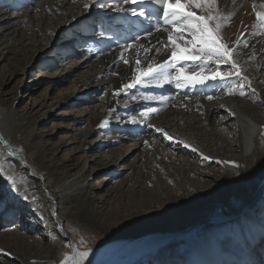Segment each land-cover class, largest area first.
Listing matches in <instances>:
<instances>
[{"label":"bare ground","instance_id":"obj_1","mask_svg":"<svg viewBox=\"0 0 264 264\" xmlns=\"http://www.w3.org/2000/svg\"><path fill=\"white\" fill-rule=\"evenodd\" d=\"M86 2L0 0V62H5L6 66L0 78V135L8 140L11 152L20 149L11 156L4 145H0V167L3 169L0 194L14 201V207L20 206L21 214L29 209L37 213L34 218L26 215L25 220L18 221L6 238L8 242L0 243V249L11 253L0 256V264H61L66 254L72 256L76 251L89 249L84 264H137L147 254H151L147 264H217L219 260L225 264H258L254 250L257 251L261 244L259 238L264 237V220L257 221L253 215L264 212V206L259 204L264 199V28L258 26L253 4L260 11L264 0H235V3L217 0L222 15L233 13L225 22L221 35L224 43L236 49L233 59L239 64L242 75L251 81L250 87L245 82V96L238 92L228 94L225 81L219 77L181 89L165 84L163 87L137 85L120 91L148 64L163 63L170 56L171 45L165 49L168 44L165 25L160 26V31L152 26L154 20L162 19V13L136 17L130 12L100 8L98 4L85 9ZM19 6L26 10H21V14L11 12ZM148 7L154 12L159 8L151 4ZM94 11H100V16L92 23L89 18ZM193 11L201 14L198 9ZM167 27L171 31V26ZM71 29L82 36L79 43L84 42L87 56L77 61L69 53V66H65L61 58L56 57L58 54L46 49L55 36ZM149 29L152 35L147 34ZM101 31L105 32L103 36ZM245 40L247 47H244ZM127 44L134 46L125 51L121 46ZM145 49L150 50L146 52ZM253 52L255 56L250 59ZM37 55L40 58L49 55L50 62L42 73L50 79L48 87L61 83L64 88L60 87L57 94L54 92V98L47 88L41 100L26 101L17 112L20 103L28 98L27 79L35 69L33 62ZM121 55L128 64L123 63ZM60 56L65 57L64 54ZM181 56L189 65L193 63L187 60V53ZM137 59L140 65L136 64ZM86 63H89L84 66L87 69L75 77L74 71ZM196 63L199 64V60ZM207 64L203 75L209 77L217 70L221 73L232 70L231 65H216L212 61ZM190 74L191 67L185 72V75ZM239 79L233 76L228 81L236 84ZM11 82L16 86L9 101L2 86ZM93 87H105L100 109L86 119L85 128L75 129L70 124L71 127L66 126V140L59 145H49L47 141L56 134V127L46 128L49 118ZM117 91H120L119 96L114 95ZM162 92L164 99L143 114L136 113L129 105L149 94ZM209 96L212 99H208ZM118 123L138 136L131 146L143 141L152 160L148 167L143 164L141 169L132 168L137 178L130 182V193L123 195L120 191V199L125 196V200L120 208L115 201L111 216H116L111 226L124 225L126 228L121 237H106L110 230L108 223L97 222L91 229L80 222L90 224L93 221L86 202L99 212L106 205L99 191L88 187L89 181L100 172L109 175L116 167L122 168L120 162L128 155L113 150L107 161H99L94 156L100 147L93 145V135H99L112 148L121 147V137H112L111 126ZM158 127L172 139L156 132ZM68 128L74 129L75 134L70 135ZM185 143L189 147H185ZM64 147H69L70 153H78L82 162L74 180L71 177L76 168L71 164L72 158L58 162L57 156ZM193 147L197 150L193 151ZM204 156L209 159L205 160ZM21 170L27 178L35 179L38 201L24 199L28 188L26 179L18 177ZM205 175L210 178L206 179ZM7 176L13 178L15 191L11 190ZM252 176L256 178L251 185ZM56 184L61 185L60 189L74 187L72 190H78L80 185L85 203L60 200L58 192L52 190L56 189ZM137 194L140 199H135ZM49 203L56 205L58 213L54 218L48 215ZM144 204L158 209L143 212ZM143 215L149 218L148 225L141 221ZM240 222L248 233V245L241 237L237 225ZM63 223L65 229L61 230ZM27 228L34 235H27ZM44 240L57 249L56 258L52 257L53 252L42 256ZM261 247L264 251V244Z\"/></svg>","mask_w":264,"mask_h":264},{"label":"rangeland","instance_id":"obj_2","mask_svg":"<svg viewBox=\"0 0 264 264\" xmlns=\"http://www.w3.org/2000/svg\"><path fill=\"white\" fill-rule=\"evenodd\" d=\"M12 1L15 3H19L20 1L22 2L23 0H12ZM21 10L24 11L26 9L20 8L19 6L17 8H12L11 12H15V14H21L20 12H23ZM99 12L100 11L92 12L90 14L89 21L92 20V23H93L94 19L100 16ZM157 25L159 24H156V21L154 20L152 22L153 28L158 27ZM79 34L80 33L78 31H75L73 29H71L68 32H62L58 34L57 36L53 38V40L51 41V44L48 46L46 51L52 54H58V56L56 57L61 58L60 60L65 63V66H69V62H70L69 58H71L70 56H67L69 55V53L72 54V58L74 60L80 61L84 56H87L86 55L87 52L85 51L83 47L84 42H82V44L79 43L80 40L82 39L81 38L82 36ZM89 37H92V33L89 34ZM86 40H90V38H87ZM61 54H64L65 57L60 56ZM48 56L49 55H45V56H41L40 58L37 55L35 57V60L33 62L35 69L29 73V77L27 79V82H28L27 84L29 88L28 98L24 97L26 99L22 103H20L21 105L20 107L17 108V112L21 111V109L23 108V104H25L26 101H29L30 103L33 101L41 100L47 88L49 89L48 93L51 94L52 98L56 97V94L58 93V90L60 87L64 88V86L61 83L55 84L52 87H48L50 84V79H48V75L42 74L43 72H45V69H44L45 65L48 62H50V60L48 59ZM91 60H93V58H91ZM91 60L88 62H91ZM88 64L89 63H86L82 65L81 67L77 68L74 71V76L75 77L80 76L87 69V67H84V66ZM5 71H6L5 62H0V78L4 76ZM262 71L263 70H261V72ZM15 86H16L15 82H11L8 85L2 86V89L3 91H5V94H6L5 98H7L9 101L14 94ZM196 89L197 88H195L194 90ZM104 90H105V87H97V88L93 87L91 88L89 92L85 93L84 95L78 96L72 102H69L68 104L66 103L64 106L58 109L53 114V117L49 118L48 123H47L48 125H46V128H50L52 126L56 127V130H55L56 132H54L56 134L52 135L51 137H50V134L45 133L46 135L50 137V140H49L50 142L47 141V143L49 145H59L61 142H64V140H66L65 135L68 134L66 130V126L71 127L70 124H73L75 129L85 128V123L87 122L86 119L90 115H92L93 113L97 112L100 109L102 105V101L104 99V92H105ZM170 92L173 93V91H170ZM191 93L193 94V90H191ZM205 93H206V90H205ZM202 95L203 93H201L200 96ZM163 96H164L163 92L157 95L155 93H152V94H149L147 97H155V99L144 98V99H140L138 102H134V103L130 102L129 105L135 108L136 113L143 114L147 109L154 107L156 103L160 100L159 98ZM14 105H16V103ZM111 128L114 133L112 137H115V136L121 137L119 139L120 141H122L121 147L112 148L109 142L101 140V137L99 135H93V137L91 138V140H93L94 142L93 145L96 147H100L99 150L95 151V154H94L95 159L98 158V160L101 159V160L107 161L109 159L108 156L112 154L111 152H113V150L126 152L128 153V155L126 156L125 160L120 162V165L122 166V168L119 169L116 167V170L112 174H109V175H103L102 174L103 172H100L98 174H95V176H93V178L89 181L88 187H91V189L94 191H99L98 195L101 196L102 198L101 200H104L106 205L104 206V208H102L99 203H96L97 205L101 207V210L103 211V212L102 211L99 212V211H95L94 208L92 209L91 204L86 202L85 207L86 208L88 207V211L91 213L93 221L90 224H85L84 222L82 223L80 222V224L92 229L93 227L96 226L97 222L98 223H108L110 230L108 231L107 235L105 234V236L107 237L108 235H112L115 237H121L123 230L126 228V226L124 225L111 226V224L115 223V222H112V220L116 217L115 216L114 218H111V216L114 214L113 206L116 201L118 203L117 205L118 208H120V203L122 202V200H125L124 198L125 196L120 199V191L122 192L123 195L130 193L131 191L130 182L137 178V174L134 172V170H132V168L136 167V169L137 168L141 169L143 164H147V167H148V164L152 159H151L148 149L146 147H143V144H144L143 141H141L138 146H131L132 142L138 136H134L132 133H130V131L128 130L127 127H125V125H121L118 123V124L112 125ZM70 129L68 128L70 135L75 134L74 129L72 131ZM80 133H83V131H81ZM46 135L44 136L46 137ZM4 147L5 149L8 150L10 154L11 153L10 148L6 145H4ZM69 147L62 148L57 158H58V162L60 163L64 162V160L67 158H72L71 164H73V166L76 168V170L72 172V177H71V180L72 179L74 180V178L77 177L76 171H78L80 167L79 165L82 162L78 158L79 157L78 153L76 154L75 152L74 153L69 152ZM165 148H167L166 150H169L168 146ZM10 155L13 156L12 154ZM193 162L194 161H192V163ZM21 165L25 167L23 164ZM205 172L207 174L210 173L209 169H207ZM18 177H20L21 179H24V178L26 179L25 183H26V187L28 188L27 189L28 198L30 200L31 199L34 200L35 202L38 201V195L36 193L37 184L35 182V179L32 177H30L31 179L27 178L24 170H21V172L18 173ZM205 177L206 179L210 178V176H207V175H205ZM255 178L256 177L254 176L250 177L249 183H251V185L255 182ZM60 186L61 185L56 184L55 185L56 189H52L53 192H58L57 197H59L60 200L71 199L73 201H79L80 204L85 203V200H84L85 197L83 194H81L82 189L80 185L78 187V190H72L74 187H69V189L66 187L60 189ZM89 191H90V188H89ZM80 194L83 196H80ZM107 197H109L108 199L109 203L108 201H106ZM134 197L135 199H140V197L138 198V194ZM49 204L47 205V210H49L48 215L54 218L58 213L56 205L53 203H51L50 205ZM259 204L264 206V199L261 202H259ZM13 205H14V201L9 200L8 210L4 211L0 209V243L8 242L7 239L9 237L10 231L12 232V230L15 229L14 227L16 224H18V221L25 220L24 217H26V215L31 216V218L36 217L37 213L35 211L29 209L28 211H25L24 214H21L20 206L14 207ZM68 207L70 208L71 206L68 205ZM156 209L158 208L152 207L151 205H148V204H144L143 208H141L143 212H147L148 210H156ZM262 212L263 210L260 212L259 215H256V216L255 214L253 215L257 219V221L264 220V212L263 213ZM72 219L74 220L73 216H72ZM147 220H149V218L143 215L141 221L144 224L148 225L146 223ZM64 225L65 223L62 224V227H64ZM237 225H238V228H240L241 237L243 238L245 244L248 245L247 231L244 230L243 224L241 222ZM134 227H136V225ZM64 229L65 227L61 230H64ZM27 231H28L27 235L29 234L34 235L32 231L30 232L29 228H27ZM36 234L38 233L36 232ZM258 241H261V244L258 247V250L260 251V253L258 252V250L257 251L254 250V253L258 257L257 263L264 264V251L262 250V247H261L262 244H264V237L259 238ZM44 242L47 243L46 240H44ZM45 243L43 244L44 245L43 248L45 251L41 253L43 254L42 256L46 257L47 254L53 252L54 256L52 257L56 258L57 249H54L48 243L47 244ZM149 257H151V254H147L145 258L137 264L149 263L151 261ZM54 261H57V260H54ZM217 264H225V262L219 260Z\"/></svg>","mask_w":264,"mask_h":264},{"label":"snow or ice","instance_id":"obj_3","mask_svg":"<svg viewBox=\"0 0 264 264\" xmlns=\"http://www.w3.org/2000/svg\"><path fill=\"white\" fill-rule=\"evenodd\" d=\"M233 3H235V0H233ZM97 4L100 8L108 7L119 13L130 12L136 17H147L162 13L161 18L165 25L164 30L167 31L168 41L165 49L167 50L168 46L171 45V54L163 63L157 65L148 64L130 83L124 84L120 91L133 89L137 85L163 87L165 84H174L177 89H181L204 84L209 79L216 80L217 77L225 81L228 94L238 92L240 96H245V82L249 87L251 86V81L247 76L242 75L239 64L233 59V53L236 49L230 48L227 43H224L221 35L225 22L230 19L233 13L222 15L218 10L217 0H87L84 8L89 9L92 5ZM150 4L159 6V8L154 12L148 7ZM123 5H129L130 7L125 8ZM193 9H198L201 14L198 15ZM260 9V11H257L255 3L253 4V11L255 12L258 26L264 28V3L260 4ZM167 26H171V31L168 30ZM156 30L160 31L161 29L160 27H156ZM104 34L105 32L101 31L100 35L103 36ZM147 34L152 35V30L149 29ZM135 39H139V37ZM178 41H181L183 46ZM237 44H239V40ZM133 46V44H127L121 47H124L125 51H127L132 49ZM247 46V41L245 40L244 47ZM140 47H143V45ZM149 50L145 49L146 52ZM157 53H159L158 49ZM181 53H187V60L193 63L189 65L182 58ZM254 56L255 53L253 52L249 58H254ZM121 59L123 63H129L127 59L123 58V55H121ZM197 60H199V64L196 63ZM208 61H212L216 65H231L232 70L224 73L217 70L214 75L210 77L205 76L203 72L208 67ZM140 63L141 61L137 59L136 64L140 65ZM189 67L192 69V74L185 75ZM171 69H175V71L173 72ZM233 76L240 78L236 84H230L228 81V78ZM120 91L115 92L114 95L119 96ZM252 93L255 94V89H252ZM145 98L155 99V97ZM159 99L163 100L164 97H160ZM208 99H212V97L209 96ZM149 111H155V109H150ZM132 122H136L134 118ZM155 131L162 133L169 140L172 139L163 128L158 127ZM0 145H6L11 149L8 140L2 135H0ZM184 146L189 147L186 143ZM19 150L12 151L11 154L15 155V152ZM192 150L196 151L197 149L193 147ZM203 158L205 160L209 159L207 156ZM233 167L238 168L239 165L233 164ZM2 171L3 169L0 167V172ZM6 179L10 182L11 190L15 191L16 184L13 178L7 176ZM24 199L27 200L28 197L25 195ZM0 209L4 211L8 210V200L3 194H0ZM53 238L55 239V237ZM81 243H84V241L81 240ZM90 251V249L83 252L76 251L72 256L66 254L61 264H84ZM9 255H11L10 252L0 249V256L6 257ZM33 264H36V262H33Z\"/></svg>","mask_w":264,"mask_h":264}]
</instances>
